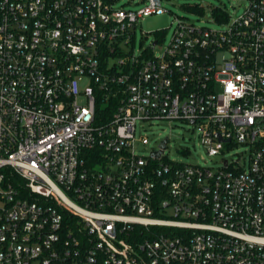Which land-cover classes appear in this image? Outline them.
Masks as SVG:
<instances>
[{
    "label": "built area",
    "instance_id": "2783aa9c",
    "mask_svg": "<svg viewBox=\"0 0 264 264\" xmlns=\"http://www.w3.org/2000/svg\"><path fill=\"white\" fill-rule=\"evenodd\" d=\"M133 1L0 0V264H264V0L162 54L136 33L163 0ZM174 121L248 166L138 153Z\"/></svg>",
    "mask_w": 264,
    "mask_h": 264
},
{
    "label": "rangeland",
    "instance_id": "374dc122",
    "mask_svg": "<svg viewBox=\"0 0 264 264\" xmlns=\"http://www.w3.org/2000/svg\"><path fill=\"white\" fill-rule=\"evenodd\" d=\"M126 9L137 8L138 6L124 0ZM250 0H163L166 11L160 15H150L141 19L136 33V49L143 51L151 46L155 40H159L156 49L157 54H162L170 41L178 25L177 19L191 22L196 26L209 28H220L224 26L217 19V13L228 14L230 18H236L246 12ZM201 8V9H198ZM132 48V47H127ZM148 135L151 145L144 146L137 144L138 153L147 155L156 146V141L169 138V145L166 152L168 158L173 161H181L185 164L198 165L217 170L223 165V159L237 160L242 157L241 165L248 166L253 150L245 145L232 148L226 154L209 156L206 148L194 127L181 121L158 122L153 125L143 124L138 128V136ZM190 153L184 154L182 150Z\"/></svg>",
    "mask_w": 264,
    "mask_h": 264
},
{
    "label": "water",
    "instance_id": "95a60500",
    "mask_svg": "<svg viewBox=\"0 0 264 264\" xmlns=\"http://www.w3.org/2000/svg\"><path fill=\"white\" fill-rule=\"evenodd\" d=\"M166 141H167V139H164V141H163V145H162V148H163V149H164L165 146H166ZM160 154H161V152H158L156 155L159 156Z\"/></svg>",
    "mask_w": 264,
    "mask_h": 264
}]
</instances>
